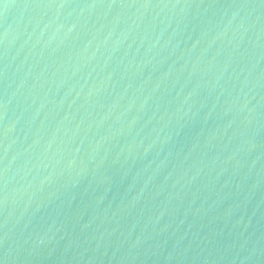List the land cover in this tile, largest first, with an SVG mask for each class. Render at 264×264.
Segmentation results:
<instances>
[{
  "label": "water",
  "instance_id": "obj_1",
  "mask_svg": "<svg viewBox=\"0 0 264 264\" xmlns=\"http://www.w3.org/2000/svg\"><path fill=\"white\" fill-rule=\"evenodd\" d=\"M0 264H264V0H0Z\"/></svg>",
  "mask_w": 264,
  "mask_h": 264
}]
</instances>
